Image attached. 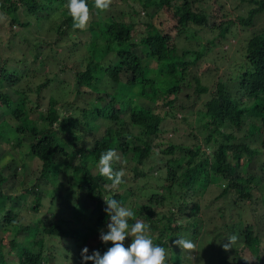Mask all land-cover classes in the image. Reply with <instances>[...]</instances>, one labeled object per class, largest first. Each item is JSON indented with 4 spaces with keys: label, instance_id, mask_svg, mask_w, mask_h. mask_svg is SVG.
I'll use <instances>...</instances> for the list:
<instances>
[{
    "label": "trees",
    "instance_id": "1",
    "mask_svg": "<svg viewBox=\"0 0 264 264\" xmlns=\"http://www.w3.org/2000/svg\"><path fill=\"white\" fill-rule=\"evenodd\" d=\"M138 1L142 5L155 1L158 6L146 19L133 22L123 19L122 10L115 9L117 17H113L108 11L98 10L95 0H86L91 19L88 28L82 31L73 28L68 0H0V16H4L9 25L6 51L0 48V141L7 129L13 130L15 146H22L21 167L28 165L27 157L40 164L35 182L24 190V205L33 211L49 205V212L53 211L49 218L23 221L22 206L5 205L12 194L4 192V185L17 175L15 167L5 171L0 166V226L12 235L7 251L0 244V264H12L8 255L16 257L14 264H81L80 253L85 246L89 254L93 250L103 254L112 246L109 242L110 246L106 247L96 231L108 219L103 211L106 207L103 198H115L123 206L127 198L134 196L137 202L133 203L138 209L130 208L135 219H130L129 225L141 218L150 226L148 235L153 243L169 248L180 236L182 227L200 219L195 193L202 194L209 189L214 176L221 185L215 186L219 190L214 199L231 194L228 209L236 210L237 215L241 210L242 214L238 221L236 214L233 218V214H229L230 223L223 232H218L229 233L226 239L220 240V259L208 264H264V28L249 34L241 47L243 53L237 67L225 69L214 87H209L202 84L196 71L202 48H179L175 34L154 23L161 8L171 7L180 34L194 14L205 16L206 0ZM247 1L254 6L248 10L247 17H238L244 27L252 26L255 16L264 12V0ZM118 4L113 0L111 7ZM53 18L61 37L81 31L96 32L104 41L106 58L83 55L82 43L74 51L70 46L57 52L43 40L19 34L33 22L39 24ZM232 22L226 20L213 26L219 35L214 39H225ZM13 24L17 25L16 30L11 29ZM58 40H54V44ZM2 42L0 39V47ZM72 43L77 45V41ZM210 43L215 45L213 41ZM61 53L64 61L59 59ZM74 53L78 55V63L65 93L57 86L65 81L61 78L65 68H73L66 59L76 55ZM61 63L65 66L61 67ZM50 65L53 76L48 69L43 72ZM41 76L42 80L33 86V78ZM104 79L111 82L113 89L105 87ZM45 88L53 89L61 100L68 97V93L72 98L59 104L51 93L45 101ZM134 88L137 93L132 95L130 91ZM189 88H194L198 94L210 93L199 110L202 141L194 135L195 141L186 145L170 138L167 135L170 129L164 125L167 116L176 119V110H185V101L190 98ZM106 105L111 107L107 120L114 126L110 124L98 134L100 127L94 120L107 110ZM78 115L87 119L84 135L90 137L88 146L79 143L85 138L81 135L83 128L75 119ZM20 135H28L32 140L24 143ZM203 145L208 147V153ZM110 148L118 150L121 156L120 163L113 165L114 170L129 169L133 179H146L155 168H160L165 171L164 177L161 182L156 178L155 185H148L146 180L140 185L136 183V188L131 186L121 196L117 190L124 183L114 189L112 181L91 170L100 155ZM151 156L155 158L150 160L149 170L140 169ZM252 160H260L257 170L256 161L252 163ZM24 171L21 172L22 182ZM68 174L70 179L65 177ZM41 178L55 185L48 198L41 195L42 183L38 182ZM123 179L126 181V175ZM59 186L65 187L64 190ZM80 198L93 201L94 227L66 229L65 226L76 222V216L86 213L90 205L85 206V201L72 203ZM64 209L68 217L62 219L59 211ZM19 233L28 236V240L21 243L17 239ZM233 234L238 237L237 243L225 251L222 245ZM129 245L125 241V247ZM74 247L79 248L75 255Z\"/></svg>",
    "mask_w": 264,
    "mask_h": 264
},
{
    "label": "rangeland",
    "instance_id": "2",
    "mask_svg": "<svg viewBox=\"0 0 264 264\" xmlns=\"http://www.w3.org/2000/svg\"><path fill=\"white\" fill-rule=\"evenodd\" d=\"M119 4L116 6H112L110 10H108L109 13L113 17H117L114 13L115 9L122 10L124 13L123 19L127 21H141L143 19H146V17L149 16L150 13H152L156 8L157 4L155 1H151L146 5H142L140 1L138 0H115ZM205 7L207 6V12L204 15L194 14L193 20H191L187 24V28L182 31L179 34L178 31V22L174 17L172 16V8H161L158 12V15L154 18V23L158 26L165 27L164 30L166 31H172L174 36L176 37V43L179 48H182L184 46L188 48H194V49H201L202 48V57L198 61V68L196 69L198 75L202 78V84L208 85L209 87H214L215 81L218 77H222L225 73V69L228 67H237V62H240V58L242 56V45L245 42L246 38H248L249 34L253 31H259L264 28V12L258 14L255 16L253 20L252 26H242L239 21L238 17L243 16L247 17V12L250 8L254 6L253 3H249L247 0L241 1V0H206L205 1ZM174 3V2H173ZM222 5V7H221ZM134 8L137 10L136 12H139V15L132 9ZM53 8L50 9V13H52ZM226 14V16H224ZM54 17V16H53ZM226 20L233 21L231 25H229L228 32L225 34V39H214V37H218V30L214 29L217 25L221 24L222 22ZM16 24L11 25V29L14 30ZM214 26V28H212ZM8 21L5 19L4 16H0V39L3 40L1 43V51L5 50V42L8 39ZM17 28H15L16 30ZM63 29V28H61ZM26 30V31H25ZM85 31V30H84ZM22 33L27 35V37L32 39H37L39 41L43 40V43H49L51 44V47L55 48L57 52L60 50H65L68 47L72 46L73 51L77 49V46L82 43V50L81 53L83 55L90 54L96 57L97 59H103L106 58V49L104 41L100 38H98V35L94 31H86V32H77L73 33V35H63L62 37L59 35V31L56 30V24L53 19L49 20H42L39 24L36 22H33L29 27H26L25 29L20 30V35L22 36ZM58 37L60 38L58 40ZM54 40L56 43L54 44ZM77 41V45H73L72 41ZM80 40L81 42H79ZM210 41H213L215 45H212ZM204 47V48H203ZM178 48L177 53L180 54L181 49ZM4 51V52H5ZM76 54V53H74ZM80 54V53H78ZM63 55H67V53H64ZM5 56V55H3ZM78 55H74L73 57H68L66 59V63L68 65L73 66L71 69L65 68V74L61 75V78L64 79V83H60L57 88L63 89L66 92H68L70 84L69 80L73 77L74 68L77 66L78 63L76 60L78 59ZM189 56V55H187ZM59 59L63 60L62 53L59 56ZM154 62V61H153ZM65 64L61 63V67H64ZM152 66H154V63H152ZM151 66V67H152ZM150 67V69H151ZM46 69L49 70V75L53 76L54 70H52L51 65L46 66L43 69V72H46ZM179 71V69H178ZM40 79L33 78V86H35L38 82L42 80V76L39 77ZM107 83H105V87L109 89H113V87L110 85L111 82L104 79ZM111 87V88H110ZM120 88V87H119ZM192 89H187L188 94H190V98L188 100L184 99L186 102L185 110H176L177 118L174 119L170 116H167L165 119V125L164 127L170 129L167 133V135L172 138L175 141L178 142H184V144L193 143L195 139H193V136L196 135L197 139L199 141H202V132L199 126V110H202L204 106V102L208 99L209 93H197ZM123 87L121 88V93H123ZM52 91V92H51ZM120 91V90H119ZM186 91V90H185ZM44 94H46L45 101L48 99L49 96H51V93L55 95V98L58 100V103L60 104L62 101L71 100L72 97H70V94L62 98V100L59 98V94H57L53 89H44ZM137 93V89L134 88L130 91V94L135 95ZM127 97L124 98L126 100ZM82 104H79L78 106H81ZM45 106V103H43V107ZM192 108L190 109V107ZM103 108V106L101 107ZM104 108H106V111H102L103 113L96 116L94 122L98 123L99 129L98 134H101L104 130V128L111 124L109 120H107L111 113L108 111L111 107L109 105H106ZM63 111V110H62ZM63 113V112H62ZM61 113V114H62ZM76 121L81 125L83 128V131L81 133L82 137L85 139L83 141H80V145L88 146L89 139L87 135H84L85 132H87L85 129H87L85 122L87 121L86 118L82 117L81 115H78L75 117ZM110 119V118H109ZM55 133V132H53ZM96 133V135H97ZM57 134V133H56ZM53 135V134H52ZM15 134L13 130H6L3 135V140L0 141V166L2 170L8 171L10 167H15L16 176L12 177L8 183L4 185V192L11 193V200L6 201L5 205L9 204L12 207L19 208L22 206L21 214L24 217L23 221H27V219L36 221L37 219L41 218H49L51 217L53 211L48 210L49 205H44V208H40L38 211H33L30 207L27 205H24L25 200L24 199V190L26 187L30 186L33 182H35V177H38V173L40 170V164L38 161L31 160L30 157H27L28 165L24 168L25 171V177L24 181L22 182V175L21 172L24 170L21 167V160L19 159V152L22 149V146H15L13 142ZM23 135H20L22 137ZM56 136V135H55ZM58 136V134H57ZM24 143H28L30 140H32L28 135L23 136ZM65 137H68L67 131L65 132ZM203 148L206 150V152H209L208 147L203 145ZM119 154L120 152L116 150ZM264 156V154L262 155ZM151 159H149L143 166H139L140 169H145L148 171V167L150 165V160H153L155 157L151 156ZM77 160H75L76 162ZM256 161V160H255ZM252 160V163L255 162ZM259 161H256L255 163V170L259 167ZM263 162V161H261ZM251 163V164H252ZM119 164V163H116ZM250 164V165H251ZM249 165V167H250ZM160 168H155L150 174L148 178H138L133 179L132 178V170L129 169H123L126 175V181L124 184L120 186V188L117 190L118 192H121V196H124L126 193V190L129 191V188L132 186L133 189L136 188V183L140 185L144 180H146L149 184L155 185V182L157 181L156 178H158V182H161L162 178L165 175L164 170H159ZM93 174H96L98 172V162L93 165L92 167ZM150 172V171H149ZM66 179H70L69 174L65 175ZM59 179L60 176H57ZM155 178V179H154ZM213 183L212 186L209 187L204 193H199L200 191L195 193V200L198 201L200 206V219H196L195 221H192L191 225H185L182 227L179 231L180 236L185 239L191 240L196 244L197 252L190 253L188 251H181L180 247L176 244H173L169 248H165L168 253V259L166 261V264H208L211 261L216 262V260H219V254L222 248L220 246V240L226 239V235H229L227 233L226 235H223L222 233L219 234L218 232L221 230L223 232L225 230V227L229 221V214L232 213L231 218L234 217L235 211L232 209H228V200L231 198V194H226L222 196L221 198L214 199V195L218 193V188L215 186L220 185V181L218 180L217 176L213 177ZM46 180L41 178L39 183L41 182V195L44 196V198H48L49 195H51L54 192V183L51 182H45ZM45 182V183H44ZM59 184V180L56 182ZM253 185V184H252ZM221 186V185H220ZM141 187V186H140ZM65 187L59 186V189L64 190ZM116 189L117 187H113ZM72 197V193H69ZM85 201V198H80L79 200L72 201L75 205L78 203H83ZM133 201L137 200L134 196L131 198H127V202L123 205L126 208H134V210H137V206L134 205ZM85 206L89 207L87 208L86 213L80 214L79 217L76 216V222H72L65 226L66 229H72V228H80L81 230H85L87 227H94V221H95V209L91 207L93 205V201L89 202V200L86 199ZM139 202H143V200H139ZM23 204V205H22ZM32 205V204H31ZM55 211V209H54ZM163 211H166L164 209ZM221 213H223L221 215ZM237 213L240 215L241 210H239ZM245 215L247 216V212L244 211ZM240 215H235L236 221L240 219ZM59 216H61L62 219H65L68 217L67 211L64 209L63 211H59ZM78 217V218H77ZM60 218V217H59ZM197 218V217H196ZM136 220H141V218H137ZM109 222V217L106 222H103L100 224V226L97 228L96 231L99 232L100 229H104V231H107V223ZM144 222V221H143ZM5 228L0 226V244L2 243V249L7 251L8 246V240L11 238L12 235L8 233V231H4ZM177 237V238H179ZM175 238V240L177 239ZM215 238V239H214ZM17 239L24 243L28 240V236L19 233L17 235ZM69 243L72 244L73 240L71 238L68 239ZM215 240V244H212V241ZM126 243H131V237H126ZM106 247L110 246V243L104 244ZM75 251L74 254L79 251V248L74 247ZM12 254V253H10ZM7 259L12 262V264L15 263L16 257L14 255H8ZM73 261V259L71 260ZM75 264V263H74Z\"/></svg>",
    "mask_w": 264,
    "mask_h": 264
},
{
    "label": "clouds",
    "instance_id": "3",
    "mask_svg": "<svg viewBox=\"0 0 264 264\" xmlns=\"http://www.w3.org/2000/svg\"><path fill=\"white\" fill-rule=\"evenodd\" d=\"M113 0H95V7L101 12L110 10ZM67 8L73 21V28L86 30L91 19L89 6L86 0H68ZM121 156L115 149H108L100 155L98 161V172L102 177L112 181L113 187L124 183L125 172L114 170L113 165L120 163ZM106 207L103 211L109 217L107 231L99 230V239L102 243L111 242V247L101 254L99 250H93L89 254L87 246L81 250V264L93 261V264H166L168 253L160 245L154 244L148 233L150 226L141 220H135L131 226L130 219H135V213L122 206L115 198H103ZM126 237H131V243L125 247ZM238 240L237 235L227 237V243L222 245L225 251L234 248ZM174 244L181 251L190 253L197 252L196 244L188 239L179 237ZM247 260L246 258H244Z\"/></svg>",
    "mask_w": 264,
    "mask_h": 264
}]
</instances>
